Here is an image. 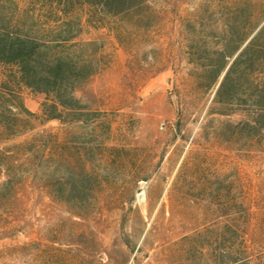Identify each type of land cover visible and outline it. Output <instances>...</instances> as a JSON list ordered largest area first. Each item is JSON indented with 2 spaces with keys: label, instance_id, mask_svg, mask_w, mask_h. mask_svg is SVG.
<instances>
[{
  "label": "rangeland",
  "instance_id": "rangeland-1",
  "mask_svg": "<svg viewBox=\"0 0 264 264\" xmlns=\"http://www.w3.org/2000/svg\"><path fill=\"white\" fill-rule=\"evenodd\" d=\"M200 1L185 0L179 14ZM13 9L0 0V11ZM124 37L86 24L80 35L96 40L105 60L76 89L111 123L105 145L87 124L42 122L45 95L21 87L34 128L0 149L50 144L55 134L68 147L91 148L85 165L94 169V191L77 213L45 185L56 165L29 161L23 149L22 184L0 210V264H264V145L225 141L226 123L239 116L211 113L210 98L194 87L178 18L149 33L128 29ZM121 155L125 166L118 165Z\"/></svg>",
  "mask_w": 264,
  "mask_h": 264
},
{
  "label": "trees",
  "instance_id": "trees-1",
  "mask_svg": "<svg viewBox=\"0 0 264 264\" xmlns=\"http://www.w3.org/2000/svg\"><path fill=\"white\" fill-rule=\"evenodd\" d=\"M10 1L14 9L0 11V142L34 128L35 114L20 94L27 87L45 95L42 122L58 120L79 128L87 124L105 145L111 123L99 119L101 113L76 95L105 65L97 41L80 38L83 25L107 27L122 42L128 29L149 33L170 17L180 21L187 75L210 98V112L239 116L226 123L225 141L264 145V0H201L184 15L179 9L185 0ZM23 149L29 161L56 165L45 180L54 198L77 213L86 211L94 169L85 165V157L93 150L68 147L59 134L50 144L30 140L0 149L1 211L13 203L22 184L17 156ZM126 164L121 155L118 165Z\"/></svg>",
  "mask_w": 264,
  "mask_h": 264
},
{
  "label": "bare ground",
  "instance_id": "bare-ground-1",
  "mask_svg": "<svg viewBox=\"0 0 264 264\" xmlns=\"http://www.w3.org/2000/svg\"><path fill=\"white\" fill-rule=\"evenodd\" d=\"M138 197L139 199L144 202L145 201V197H146V194H145V191L140 189L139 193H138Z\"/></svg>",
  "mask_w": 264,
  "mask_h": 264
}]
</instances>
